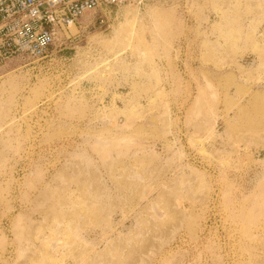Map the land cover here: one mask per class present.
Wrapping results in <instances>:
<instances>
[{"label": "rangeland", "instance_id": "obj_1", "mask_svg": "<svg viewBox=\"0 0 264 264\" xmlns=\"http://www.w3.org/2000/svg\"><path fill=\"white\" fill-rule=\"evenodd\" d=\"M79 23L0 67V264H264V0Z\"/></svg>", "mask_w": 264, "mask_h": 264}, {"label": "built area", "instance_id": "obj_2", "mask_svg": "<svg viewBox=\"0 0 264 264\" xmlns=\"http://www.w3.org/2000/svg\"><path fill=\"white\" fill-rule=\"evenodd\" d=\"M147 1L0 0V67L13 58L39 62L49 57L59 33L73 43L76 35L70 27L82 28L79 19L85 13L109 7L140 9Z\"/></svg>", "mask_w": 264, "mask_h": 264}, {"label": "crops", "instance_id": "obj_3", "mask_svg": "<svg viewBox=\"0 0 264 264\" xmlns=\"http://www.w3.org/2000/svg\"><path fill=\"white\" fill-rule=\"evenodd\" d=\"M121 12H124L125 14H127L128 11H126L125 9H118L115 11V17L118 18L119 13H120V15H122L123 13H121Z\"/></svg>", "mask_w": 264, "mask_h": 264}, {"label": "bare ground", "instance_id": "obj_4", "mask_svg": "<svg viewBox=\"0 0 264 264\" xmlns=\"http://www.w3.org/2000/svg\"><path fill=\"white\" fill-rule=\"evenodd\" d=\"M71 28H73V27H70V30H71Z\"/></svg>", "mask_w": 264, "mask_h": 264}]
</instances>
